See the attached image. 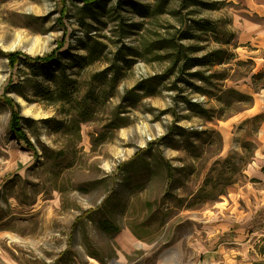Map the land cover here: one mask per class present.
<instances>
[{
  "label": "rangeland",
  "instance_id": "obj_1",
  "mask_svg": "<svg viewBox=\"0 0 264 264\" xmlns=\"http://www.w3.org/2000/svg\"><path fill=\"white\" fill-rule=\"evenodd\" d=\"M99 5L0 0V264L108 261L124 231L150 246L151 263L176 241L213 251L247 238L254 256L264 232V0ZM169 40L196 48L190 57H219L187 72L205 77L187 79L207 96L163 76L172 50L157 47ZM84 45L102 52L89 57ZM59 48L69 53L59 58L69 83L56 102L59 67L33 76L7 55ZM153 76L164 78L137 88ZM9 82L16 87L4 93ZM229 89L251 101L234 102ZM8 99L26 141L10 131Z\"/></svg>",
  "mask_w": 264,
  "mask_h": 264
},
{
  "label": "trees",
  "instance_id": "obj_2",
  "mask_svg": "<svg viewBox=\"0 0 264 264\" xmlns=\"http://www.w3.org/2000/svg\"><path fill=\"white\" fill-rule=\"evenodd\" d=\"M74 1H78L82 4L83 7L85 8H94L96 6H100L99 4L102 3L103 0H74ZM131 4V3H129ZM188 33H182L180 35V38H189ZM85 48H87V52L89 57H92L94 55V53L96 54H100L102 51L101 49H98L97 46L94 45H89L86 46L84 45ZM157 48L162 49H170L172 50V52L166 57L167 59L170 60V67L168 69V71L163 75L164 77H168V76H172V75H177V82L183 83L185 86L191 85L193 88V92L197 93L199 95H203V96H207L206 93H204L200 87H196L195 85H193V83H190L191 81H189L190 79H187V77L189 78H193L196 77L197 75H199V77H197L198 81H203L205 80V77L201 76V73L198 71L195 72H190L187 73L188 70L192 69V68H196V67H204L209 65V61L213 62L216 59H218L219 57L217 55H215L216 53L214 52L213 56H215L214 60L212 58H210V60H208V57L212 56V55H203L201 57H190L188 55V53H194L196 50V48H192V47H184L182 45H179L176 42H173L171 40L167 41V43L165 45H158ZM127 50H130L129 48H126ZM68 50L66 51H60L59 49H56L54 51H52L50 54L44 55V56H37L34 58H30V57H24L23 55H19L18 53H13V54H9L7 55L9 57V63L11 64V66H15L17 68L18 64L22 63L24 65H26L28 68H30L32 75L33 76H39L40 72H41V68L44 67V65H50V66H57L59 67V70L61 72V81L58 85V89L59 90V94L57 95L56 98V102H61L65 100L64 94L66 95L67 92L65 90V88H67V84L69 83L68 80H66L65 77V73H64V63H61L59 58L60 56L64 57V56H68ZM122 60H124L125 63H127V61L124 59V57H121ZM121 60V61H122ZM220 63V62H219ZM221 64V63H220ZM118 65H114V70L115 72H117V69L119 67H117ZM185 76V77H184ZM64 77V78H62ZM161 76H153V77H149L145 80H143L141 83H139L137 85V88H140L141 90H146V88L148 89H152L154 88V85H158L162 82L163 78ZM113 82H115V80L113 79ZM16 87V86H15ZM14 85L11 84V82H9L8 85H6V88L4 89V93H8L10 89L15 88ZM201 90V91H200ZM223 93H229V94H236V96L240 97V99L235 100L234 102H241V98L246 99L247 101H251V98L249 96H243L239 93H236V91L229 89L227 91H223ZM135 96H137L138 93H134ZM184 100L186 106L188 107L189 110L196 112V115L201 117V118H206L207 120H209V116H206V113L208 112L207 109L202 108L200 105L195 104V103H191L188 100L182 99ZM219 104H226L227 106H231L233 103H231V101H227L226 103H224V101H220V97H219ZM10 110V117H9V127H10V131L12 132L13 136H15L16 140H25L26 141V136L24 133V129L22 127V120L23 118L19 116L16 108L18 107V105L11 100H6ZM15 107V110H14ZM179 131L181 132H185V130L183 128L177 127ZM194 133H196V131H194ZM180 135L183 136V134L181 133ZM167 169V175H166V180H167V185H169L172 182V173H171V169L170 167L169 169ZM231 185L230 183H228V186ZM204 201L206 199H203ZM106 231L108 229H105ZM111 231L117 232L118 229L114 228ZM260 251L261 253L264 255V243L261 245L260 247Z\"/></svg>",
  "mask_w": 264,
  "mask_h": 264
},
{
  "label": "crops",
  "instance_id": "obj_3",
  "mask_svg": "<svg viewBox=\"0 0 264 264\" xmlns=\"http://www.w3.org/2000/svg\"><path fill=\"white\" fill-rule=\"evenodd\" d=\"M260 233L258 237L261 242L254 256H251L252 246L247 238L217 244L213 251L203 249L196 240L188 243V247L182 241H176L165 247L151 263L147 258L150 246L139 243L129 231H124L116 237L118 250L114 258L102 261L93 255H84V260L86 264H264V255L260 251L264 243V232ZM185 248L191 252L190 256L186 255ZM140 251L143 252L140 257L135 255V252ZM76 264L79 263L76 261Z\"/></svg>",
  "mask_w": 264,
  "mask_h": 264
}]
</instances>
